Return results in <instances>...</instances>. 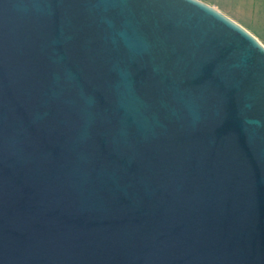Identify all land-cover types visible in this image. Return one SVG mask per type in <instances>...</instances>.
Instances as JSON below:
<instances>
[{"label": "water", "instance_id": "obj_1", "mask_svg": "<svg viewBox=\"0 0 264 264\" xmlns=\"http://www.w3.org/2000/svg\"><path fill=\"white\" fill-rule=\"evenodd\" d=\"M0 264H264V44L203 0H0Z\"/></svg>", "mask_w": 264, "mask_h": 264}, {"label": "crops", "instance_id": "obj_2", "mask_svg": "<svg viewBox=\"0 0 264 264\" xmlns=\"http://www.w3.org/2000/svg\"><path fill=\"white\" fill-rule=\"evenodd\" d=\"M207 1L248 29L264 44V0Z\"/></svg>", "mask_w": 264, "mask_h": 264}, {"label": "rangeland", "instance_id": "obj_3", "mask_svg": "<svg viewBox=\"0 0 264 264\" xmlns=\"http://www.w3.org/2000/svg\"><path fill=\"white\" fill-rule=\"evenodd\" d=\"M203 1L208 2L207 0H203ZM208 3H209V2H208Z\"/></svg>", "mask_w": 264, "mask_h": 264}]
</instances>
